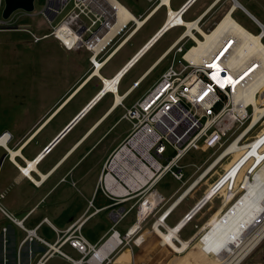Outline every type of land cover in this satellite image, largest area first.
I'll return each mask as SVG.
<instances>
[{
  "label": "crops",
  "instance_id": "1",
  "mask_svg": "<svg viewBox=\"0 0 264 264\" xmlns=\"http://www.w3.org/2000/svg\"><path fill=\"white\" fill-rule=\"evenodd\" d=\"M38 1L42 4V0ZM165 1H111L115 12L114 2L123 7L131 18L111 35L104 48L95 53L86 49L69 51L58 40L44 37L46 34L39 37L28 26L7 25L0 29L27 33L32 40L33 36L40 38L38 42L33 40L39 46L38 50L28 56L17 54L18 44L10 57L11 69L2 74L11 92L7 94L10 102L1 106L0 135L9 133L10 141L8 153L1 148L5 154L0 158V172L5 160L10 161L14 168L6 167L0 173L4 208L1 201L0 207L22 224H16L0 211V264H37L47 250L50 254L43 259V264H69L58 254V249L71 259H80L77 251L68 244L55 246L58 237L73 226L79 228L88 245L101 246L100 258L89 264H213L211 254L214 256L215 251L210 249L211 246L209 252L205 251L201 238H209L213 225H220L225 216L231 210L233 212L235 206L229 210L225 208L226 191L222 190L204 203L193 218L170 237V242L160 238L159 233L168 236L169 230L197 205L215 183L203 191L200 186L205 177L194 184L193 190L184 194L191 181L182 191L167 199L159 193L157 184L154 189L164 199L163 202L154 216L141 222L134 234L127 235L137 225L136 211L132 209L136 200L116 205L97 187L105 160L130 129L110 140L102 154V165L95 180L89 181L94 171L92 163L79 169L84 158L109 139L124 121L122 115L125 109L138 101L159 78L149 83L151 76L165 62L168 49L184 32L182 27H173L144 48L164 25L167 14L186 6L183 20L199 0ZM224 1L207 2L198 16L183 22L187 24L198 20V26L204 32L201 22L205 14ZM228 2L229 7L238 4V7L228 8L231 15L242 11L257 27H264V0ZM22 14L18 12L13 17L20 20L24 18ZM37 14L41 16L40 11L34 15ZM38 25V28L48 26L43 17ZM92 57L102 63L98 70L91 66ZM111 80H116L114 90H106L105 84ZM9 156L12 158L9 159ZM39 157L26 174L18 169H23L26 163ZM256 176L257 186L250 184L247 190L241 187L238 191L247 192L242 199H249L248 205L263 183L257 173ZM132 212V218L124 222ZM120 213L124 216L115 224L113 215ZM159 216L163 218L165 230L158 229L156 232L151 229V222ZM33 230L36 238L25 241L27 232ZM112 230L117 231L122 239H128L118 246L110 242L103 244ZM45 243L54 247L48 249ZM251 259L247 264H264V244L253 252Z\"/></svg>",
  "mask_w": 264,
  "mask_h": 264
},
{
  "label": "built area",
  "instance_id": "2",
  "mask_svg": "<svg viewBox=\"0 0 264 264\" xmlns=\"http://www.w3.org/2000/svg\"><path fill=\"white\" fill-rule=\"evenodd\" d=\"M111 1L113 0H42L40 14L50 29L49 34L44 37H53L69 51L86 49L95 53L101 50L110 40L111 36L109 37L108 34L116 23V12L111 7ZM185 11L186 6L173 13L172 16L169 12L164 25L145 45L144 48H147L173 27L184 29L180 38L168 49L164 57L167 58L173 52L167 68L138 101L125 109L122 120L130 122L131 131L107 157L98 180L97 190H101L102 194L112 203L117 205L132 199L136 200L132 209L136 211L137 225L131 228L127 235L134 234L140 228L141 222L155 215L156 209L164 199L154 187L164 175L170 174L179 182L183 180V168L179 166V163L190 151L205 153L207 160L211 158L213 160L202 171H200L201 167L196 168L199 174L184 194L193 190L194 184L207 177L227 157L241 154L174 229L178 225L183 226L189 222L204 203L222 190L227 192L225 208H234L245 195L242 190L238 192L239 189L246 183L245 190H247L250 184L255 183L256 173L264 161V132L250 142L251 144L260 142L256 147V152L261 153V161L258 162L256 157L249 155L251 149L249 145L245 144V147L240 146L233 151L229 150L235 141L241 145L242 140L264 118L263 114L254 125L249 127L254 106L244 103L245 99H237L234 86L226 81L229 75L235 78L243 71L233 70L228 65V60L237 42L236 38L230 32H226L222 35L220 42L210 49L200 62L189 61L186 55L197 47L196 39H204L195 28L189 30L188 23L174 24L170 21L174 18L176 20V15L182 20ZM230 11L231 9L229 13ZM196 21L198 25L199 21ZM196 21L190 22L189 25ZM169 22H171L170 25H168ZM262 37L263 34L260 38ZM33 39L36 42L40 40L34 36ZM90 63L96 70L102 65L93 57L90 58ZM245 69L236 82L244 75L252 76L258 71L256 60L246 61ZM254 97L259 101L258 106L264 108V87L258 90ZM244 125H246L245 129L231 141L235 130ZM9 141V133L4 132L0 135V148L7 151L6 153L9 152L7 148ZM244 148L247 149L241 151ZM167 149L172 152V155H166ZM41 157L31 163L35 164ZM28 167L29 163H26L23 169H18L26 174ZM263 191L264 182L258 187L255 196L250 199L252 203L239 217L234 229L243 223L244 227L231 236L232 239L238 240L235 242L238 246L246 241H253L247 257L264 241ZM154 195L158 199L153 198L155 203L152 204L150 199ZM3 197L4 194L0 192V201ZM0 211L16 224H22L21 221L6 214L1 207ZM123 216L124 214L121 213L114 214V223L117 224ZM162 216L155 218L151 224V228L156 232L159 228V230L164 229L162 226L159 227V220H163ZM159 236L161 238L162 235L159 234ZM35 238V231H28L25 241H32ZM125 239L127 240L128 237L122 239L117 231L112 230L103 244L110 242L113 246H118ZM64 244H68L80 255V259L74 260L56 249L69 264H89L100 258L101 246L88 245L76 226L62 233L55 246L60 247ZM45 245L48 249L54 247L46 243ZM203 249L206 251L205 244ZM49 254L50 250H47L37 264H43V259Z\"/></svg>",
  "mask_w": 264,
  "mask_h": 264
},
{
  "label": "rangeland",
  "instance_id": "3",
  "mask_svg": "<svg viewBox=\"0 0 264 264\" xmlns=\"http://www.w3.org/2000/svg\"><path fill=\"white\" fill-rule=\"evenodd\" d=\"M211 0H199L192 8L191 10L183 17L184 21H191L193 20L202 10L204 9L207 2H210ZM1 7H0V15L3 8V0L0 1ZM230 2L228 0H225L223 3L217 5L214 7L205 17V19L201 22V25L203 26L202 29L204 30V33H210L215 26L220 22L222 18H224L228 13V8ZM35 9L34 13L30 15H24L22 14L24 18L22 19H14V13L11 18L7 22L2 23L1 17H0V29L2 27H5L7 25L12 26H28L30 28V31L36 33L39 37L43 35H47L50 31L48 29L47 25L39 27V23L42 21V17L39 16V14L34 15L36 13H39L41 10V3L37 0L35 1ZM235 8V7H234ZM231 15V13H229ZM26 16V17H25ZM231 17L233 20L239 24L242 28H244L247 32L251 33L254 36L260 37L263 34V37L261 39V43L264 46V27H257L247 15L242 13V11H236L235 13H232ZM8 23V24H7ZM182 30V29H180ZM34 40V39H33ZM32 38L27 33H19V32H10L8 30H0V120L2 119V110L1 106L4 104H8L10 101L7 97L8 92H11V87L8 84L7 80H4L2 74L7 71L8 69H11L12 66L10 57L14 53L15 47L19 44L17 49L19 50L17 54L22 56H28L34 53L38 50L39 46L33 43ZM22 43V44H21ZM40 43L39 45H41ZM192 44V43H191ZM173 52L169 54L167 58H165V62L162 63L159 68L155 71L154 75L151 76L149 83H153L161 73L164 72V70L167 68L168 63L170 62V58L172 56ZM166 57V56H165ZM26 69V68H25ZM147 86V85H146ZM142 91V90H141ZM140 91V92H141ZM5 97H4V95ZM257 102H259L255 98V103L257 106ZM5 117V116H3ZM247 124V123H246ZM246 125L242 126L239 129L235 130V133L232 136L231 141L234 140V138L237 136V134H240L244 129ZM130 129V130H129ZM131 131V124L130 122L124 120L121 122V124L116 128L115 132L111 134L109 139L102 142L100 146L93 151L89 156L84 158V162L82 166L79 168H87L91 163L94 165V171L90 175L89 181L95 180L97 172L100 169V166L102 165V154L104 153L105 148L110 144V140L114 138L119 133H123L124 131ZM264 132V118L262 121L242 140L241 144H246L254 141L257 139L262 133ZM128 135V134H127ZM9 148L11 146L9 145ZM5 154V152L0 148V158ZM172 155V152L167 149L166 155ZM240 154H235L232 156L227 157L224 161H222L204 180V183L201 184V188L203 191L207 190L212 184H214L225 172L226 170L238 159ZM207 154L197 151H190L179 163V166L183 168V175L184 179L182 182L174 180V178L170 174L164 175V177L160 180L158 185L156 186L157 190L161 195H163L166 199L169 198L171 195H173L176 192L182 191L184 187H186L191 181H194V179L198 176L199 172H196L197 167H201L200 171H202L209 163L213 160V158L207 160ZM6 167L14 168L13 165L10 163V161L5 160L1 169L2 173ZM101 191V190H100ZM249 199L241 200L237 205H235V208L233 209V212H231L225 216L224 222L221 223L218 226L213 225L212 231L210 232L209 238H201V240L205 244V249L207 252H209V246H211L210 249L215 251V254H211L213 264H221L226 259H228L232 253L239 247L235 242L236 238L232 239V234L238 233L241 227H244V223L241 224L239 227L234 229V226L238 223L239 217L243 214L244 211L247 209L244 208V206L249 208V205L247 203ZM1 205L4 208L3 201H1ZM91 207V206H90ZM93 210V209H92ZM134 215V212L130 213L124 222L129 221L132 216ZM160 215V214H159ZM103 216V215H101ZM154 221V220H153ZM152 221V222H153ZM151 222V224H152ZM152 229V228H151ZM160 229V228H159ZM233 231V232H232ZM231 232V233H230ZM239 235V234H235ZM264 242V241H263ZM264 244V243H262ZM261 244V246H262ZM260 247V246H259ZM182 248V246H181ZM180 248V250H181ZM252 254H250L246 259H244L240 264H247L252 259ZM217 257V258H216Z\"/></svg>",
  "mask_w": 264,
  "mask_h": 264
},
{
  "label": "bare ground",
  "instance_id": "4",
  "mask_svg": "<svg viewBox=\"0 0 264 264\" xmlns=\"http://www.w3.org/2000/svg\"><path fill=\"white\" fill-rule=\"evenodd\" d=\"M164 2H166L164 0ZM115 10H116V16H117V22L115 25L112 26L108 36L110 37L115 31H117L124 23L127 22L128 19L131 18L130 14L120 5L114 2ZM112 7V6H111ZM233 9V8H232ZM231 12V11H230ZM171 16L173 13L171 12ZM177 19L170 20L174 24L178 23H184L183 20H180L178 18V15H176ZM171 22L168 23V25L171 24ZM138 26L140 27V23L138 22ZM189 27V30L191 28H195L199 33L202 34V37L204 40H198L196 39L197 47H194L190 53L186 55V58L191 62H200L202 60V57L207 54L210 49L214 48L217 43L220 42L221 37L226 32H230L237 40L235 44L234 51L232 55L230 56L228 60V65L231 69H241L243 70L238 76L233 78L231 75H229V78L226 79L227 83H230L234 86L235 91L237 93V99H245L243 100L244 103H250L253 107V113H252V121L249 125L251 127L254 125L259 118L264 114V108L257 106L255 103V93L260 90L262 87H264V46L260 42V38L257 36H254L247 32L245 29H243L239 24H237L232 18L231 15L228 13L224 18L220 20V22L215 26V28L210 33H204L201 31L200 27L197 25V21L193 23L192 25H187ZM189 32V31H188ZM114 35V34H113ZM107 36V37H108ZM106 37V38H107ZM111 38V37H110ZM251 59H255L258 64V71L254 73L252 76L250 74L244 75L239 81L236 82L237 78H239L244 72H245V62L249 61ZM117 80V78H116ZM116 80L106 82V90H114V84H116ZM238 141H235L232 146L230 147V151H233L235 149H238L240 146L245 147L246 145H249L250 152L249 155L251 157H256L257 161H261L262 156L261 153L256 152V147L259 145L260 142H256L254 144L246 143L245 144H237ZM248 147V148H249ZM247 148H244L241 151H245ZM241 154V153H240ZM243 154V153H242ZM12 155H14L12 153ZM243 156V155H241ZM12 158V156H11ZM239 158V157H238ZM262 165L260 170L257 171V175L259 178L264 182V161L260 164ZM34 166V164L29 163V169L28 171ZM235 170V169H234ZM234 170L231 172L230 176L233 174ZM245 185V184H244ZM254 186H257V180H255ZM243 189L245 190V187L243 186ZM247 192L245 191L244 194ZM158 199L155 195L150 199L151 203L154 204V199ZM243 198V197H242ZM241 198V199H242ZM197 208V207H196ZM163 227L162 219L159 220V227ZM180 227L182 225H178L176 229H170L169 235L165 236L162 235L161 238L164 239V241L170 242V237L175 236L177 231L180 230ZM264 233V232H263ZM168 234V233H167ZM162 239V241H163ZM253 241L249 240L243 243V245L239 246L232 255L226 259L221 264H240L248 255Z\"/></svg>",
  "mask_w": 264,
  "mask_h": 264
},
{
  "label": "water",
  "instance_id": "5",
  "mask_svg": "<svg viewBox=\"0 0 264 264\" xmlns=\"http://www.w3.org/2000/svg\"><path fill=\"white\" fill-rule=\"evenodd\" d=\"M35 1L37 0H3V8L0 15L2 23L7 22L16 12H23L26 14L33 13ZM234 4L235 7H238L237 3Z\"/></svg>",
  "mask_w": 264,
  "mask_h": 264
}]
</instances>
